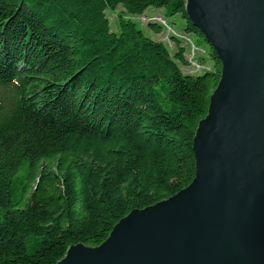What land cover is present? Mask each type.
I'll return each instance as SVG.
<instances>
[{"label":"trees","instance_id":"16d2710c","mask_svg":"<svg viewBox=\"0 0 264 264\" xmlns=\"http://www.w3.org/2000/svg\"><path fill=\"white\" fill-rule=\"evenodd\" d=\"M119 7L115 33L107 11ZM151 8L182 17L178 34L195 36L208 71L183 72L175 34L172 56L125 20ZM204 45L183 0H0V264L98 247L132 211L192 183L194 135L222 72Z\"/></svg>","mask_w":264,"mask_h":264},{"label":"water","instance_id":"95a60500","mask_svg":"<svg viewBox=\"0 0 264 264\" xmlns=\"http://www.w3.org/2000/svg\"><path fill=\"white\" fill-rule=\"evenodd\" d=\"M222 65L196 129V175L57 264H264V0H183Z\"/></svg>","mask_w":264,"mask_h":264},{"label":"rangeland","instance_id":"374dc122","mask_svg":"<svg viewBox=\"0 0 264 264\" xmlns=\"http://www.w3.org/2000/svg\"><path fill=\"white\" fill-rule=\"evenodd\" d=\"M121 12H123L122 7H119L116 11H107V17L110 20L112 32L117 33L119 30L118 16ZM162 14H163L162 11L151 8L142 16H136V17L127 16V18L126 17L124 18H126L125 20H129L131 22L137 23L138 27L144 32V35L146 37H149L156 42L163 43L167 47L168 51L172 56L175 54L177 50L176 48L177 43L174 41V34H175V37L180 39L183 46L187 50L186 57L190 63V66L186 68H182V66L180 65L181 69H183V72H185L186 74L187 73L200 74L203 71H208V66H202L197 62V60L195 61L196 58L204 56L207 59V64L209 65V67H212L211 62L208 61V54H205L204 51L203 53L196 51L195 56L192 55L193 47L191 43H193V40H195V36L192 34H189V36L180 35L185 33L184 29L186 27V23L182 19V17L177 15L171 18H165L166 20H164V18H162ZM166 21L171 25V27H169ZM153 23L162 26L161 34L156 35L151 31L149 26ZM204 48L207 51L209 45L208 44L204 45Z\"/></svg>","mask_w":264,"mask_h":264},{"label":"built area","instance_id":"2783aa9c","mask_svg":"<svg viewBox=\"0 0 264 264\" xmlns=\"http://www.w3.org/2000/svg\"><path fill=\"white\" fill-rule=\"evenodd\" d=\"M191 44H192V47H193V49H192V55L195 56V54H196V49H195L193 43H191Z\"/></svg>","mask_w":264,"mask_h":264}]
</instances>
